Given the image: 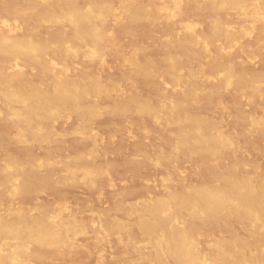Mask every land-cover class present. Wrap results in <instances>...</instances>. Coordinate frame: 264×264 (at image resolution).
Instances as JSON below:
<instances>
[{
  "label": "rangeland",
  "instance_id": "rangeland-1",
  "mask_svg": "<svg viewBox=\"0 0 264 264\" xmlns=\"http://www.w3.org/2000/svg\"><path fill=\"white\" fill-rule=\"evenodd\" d=\"M44 1L45 0H12L10 2L13 5H15L16 8H18V10L20 11L18 13L21 14V13H25V11H23V10H25L28 2H29V5L31 2V4L33 6L37 7V5H41ZM87 1H89V0H87ZM87 1H85V3H86L85 4L83 2V0H71V2L74 4H77L78 2L80 4L82 3L81 6L84 8H85V5H86V7L88 6ZM116 1L109 0L108 4L110 6L108 5V7L110 8V7H112L113 4H117V3H114ZM147 1H149V0H139V3L142 4L143 6H146V4L148 3ZM183 1L181 0V3L178 7V10H176L177 13L173 17H171L170 19H167V21H166L165 13L168 9L172 8V6L175 4V0L174 1L173 0H161V1L158 0V1H156V3L160 2L161 4L159 3V5L162 6L160 8L161 10L160 9L158 10V16H159L158 20L159 21L156 20V18L154 19V21L159 22V23L155 22L157 26L152 25L153 24L152 22H154L152 20H151L152 22L148 21V20H143V21H140V24H139V22L138 23H131L132 29L134 27L135 28L132 30L133 32L130 31L129 34H128L129 29H127V28L130 27V25H129L130 22H127L125 20L126 22H124L123 25H121V24L118 25V23H116V26L117 25L119 26L118 29H115V27H116V26H114L115 24L111 23V21L112 22H113V20L115 21L116 17H117V16H115L116 11L114 9L118 8V7L114 5V7L112 8L114 11L110 8L112 11V12L111 11L110 12H111V17L115 13L114 17H113L115 19L112 20V18L109 16L111 21L110 22L107 21L108 22L107 25L105 22V25H104V23H103L104 20L105 19L108 20L106 18V17H108L107 16L108 13H107L103 22H102V24L104 25L103 28L107 29V30H105L107 32L106 34L109 35L108 38L105 40V42L102 44L103 48L106 45V48H104V50L102 51V52L105 51L103 53V54H105V57H103L104 56L103 55L102 60H96V58L93 59L87 53L79 54V52H78L79 50L77 49V47L79 45L78 48L80 49V47H82L83 43L81 41L77 40L79 42L78 44L75 45V42L73 41V43L70 42L69 43L70 45H68L71 47V44H72V46L74 44L73 49L78 50L76 54L70 53V55H68V53L64 52L65 55L70 57V58L66 57L63 54V52L60 50L57 52L55 50L57 48H55V47L54 48L52 47V50L54 49V51H51L52 53L50 51H48L43 55L42 60L44 62H46L47 66L50 68L49 69L50 71L49 70L48 71L51 72V70H52V74L50 73V75L48 74V71L44 72V73H40V71H39V73H38L39 68H38V66L36 67V65H33L31 68L30 67L28 68L30 63L29 64L26 63L27 62L26 60L24 62L23 61L24 59H22V60L18 59L17 61H14L11 59L10 62H9V60H7L9 62L7 64L0 61V65H2V63H3V65L0 66V69L2 67L1 70L6 71V74L10 73V76H12L13 74L15 75V73H14L15 71H16V73L22 72L25 81H27V83L31 81L29 84L33 83L34 85L35 84L37 85L38 81L41 79L39 81V82H42L41 86H43V83H44V85L49 84L50 81H51L50 84L52 86V84L54 82L53 80H55V79L59 80L62 78L67 79V81L69 80L68 82H71V83H74V81H75V83L76 82L83 83V79L85 78V75L82 76L84 78H80L82 80H80L79 77H81V74H83V73L84 74L88 73L87 76H89V77L92 76L93 74L98 75L99 77L97 76L98 79L97 78L96 79L98 81L100 80L99 83L102 82V83H100L102 86H104L103 84L106 81H108L105 84L108 85L107 90L110 89L111 92L113 89H115V87L116 88L119 87L118 91L116 93L111 94V93H107V91H106V93H104V91L106 90L105 89L102 92V94H104V96L99 94V95L94 96L95 98L92 96L89 97L92 100V102L90 101L89 98L87 99L91 103V106H93V107L96 106L95 110L97 111V113H99V111H100V113H102V111H103V113L100 115L96 114L97 116H94L93 118H91V121H90V119L79 117V118H81L80 123L83 120L84 121L82 123H85V121H86V124H84L85 127L83 126L84 129L82 127V123L78 124L79 120L77 122V119H78L77 116L78 115L77 116L75 115L76 117L74 116V118H73L74 113L68 111V113H72V114H68L66 110L62 111L63 113L64 112L66 113V114L64 113V116L61 117V115H63V114H61V112H60V114H61V115L59 114L60 116L56 114L57 118H55V116H54L51 119L52 121L51 120L49 121V122L54 123V125H53V123L51 124L53 127L51 125L48 126L49 125L48 121L40 123L39 126L42 129L46 130L49 133V135H51L50 138L53 139V142L55 139V142L57 144H54V145H56V147H57V145H59L57 148L53 145V142L51 140H50L51 143H50V141H48V143L45 142L46 144H42V142L39 143L41 145L38 147L35 146L37 144L30 145L33 143L31 141H26L25 136L27 134H31L34 131L36 125L34 124V125L26 126V125H22V124L21 125H18V124L15 125V124L8 123L10 120L13 119L12 113L13 112H19L16 110H18V109L22 110L23 106L21 104H20V107H19V104H11L10 106L5 105V104H3L4 102L0 98V108H1L0 111L2 112L0 115V138H1L0 139V166H1V168H4L6 173H7V171L8 172L10 171L12 173V175L10 174V172L7 173V177L10 178V181L12 184H10L9 187H4L1 184V181H2L3 177L6 176V173H3L4 170L0 169V172H2V173H0V185H1L0 186V190H1L0 191V220L2 221V222L0 221V230L7 223H10L7 225H13L14 223L17 222L16 225L14 224L17 228L19 227V225H20V227H22V226L28 227L29 226L28 228H30V229L35 228L34 230H32V233H35L34 235H36V236L37 235L39 236L38 230H41V231H39L40 233H43L44 231H46L45 233H43L44 236L46 237V239L48 238L46 241H48V240H50L48 242L54 241L52 243L53 245L50 243L44 242V244H40L38 246H35L34 243L36 241L34 239H36V238L33 237V240H32V239L26 237L27 235L25 236V233H24L25 238L23 241L21 240L22 242H21V244H19L18 241H16V237L14 235L9 236L10 234L8 235V233H7V234H5V235H8L7 237L2 236V233L0 231V233H1L0 237L2 238V239L0 238V246H1L0 250L2 249L0 251V264H13V262H14V264H137V263L145 264L144 259H147V261L145 260L146 264H154L153 260H152V262H150L151 261L150 255H152L151 243L150 242L148 243V241H144V239H146V237L141 236V233L139 234L138 230H136L135 226L133 225V223H135L134 219H136V217L138 216V211H139V213H140V210L142 212V210H143L142 207H144L155 196L158 198H164V197H166V195H168L169 192H174L175 190L179 191V189H181V187H182L181 186L179 189H177L178 188L177 186H180V185H178L179 182L182 184H185L186 186L184 185L183 187L186 189L188 187L192 186V184H193V186H197V187L204 185L206 183L205 179L207 180V177H206L207 175H205L206 173L202 174V173H204V167H203V165H201V163L199 161L196 160L197 159L196 157H195L196 158L195 159V158H193V156L189 157V155H187V154H180L179 155V152L176 151V149L174 147L175 146L174 145L175 144V140H174V138H175L174 137V135H175L174 130L175 129L172 127H169V128H171V129H169L168 127H166L164 125L165 124L164 114L158 112V115H157L158 119H155V118L152 119V116L147 115L145 113H139L138 111H136V106L134 104V101H140V102L144 101L143 103L148 102L147 104H151L150 106L159 107L162 103H170L174 100L177 101V99H181V97H182V89L181 88H183L181 86H185L187 89L183 88V91H184V89H186L187 93L190 94L192 99H195L194 100L195 106L192 107L193 105L190 106L191 105L190 104L188 106V108H190V109H187L186 112L193 113L192 111L196 109V111L198 110V113L197 114L194 113V114L200 120H203L202 122L208 123V121L211 120L209 122L211 125L217 124V126H218L220 124V127L219 126H218V128L214 127L216 130L215 131L212 130L211 133L213 134V132H216L214 135H216L218 133L224 134L232 142L231 149L223 151V153L221 154L222 156L225 155V157H226V158L224 157L225 160L222 159L224 161L221 162L222 160L220 161V159L223 157L219 158L218 171L220 169V171H221L220 173H222V172L226 171L225 167H229V168L235 167V168H237V170L239 172V169H241L244 166L242 168L243 171H240V173L244 172L245 175L239 174L236 170L238 175H241V176L242 175H244V176L248 175V177H251L255 180H258L260 178V177L258 178L259 174H260V176L264 175V131L262 133L254 132L255 128H253L251 126L247 127V125H245L243 123L240 124L241 122H239V124H237V121H235V123H234L233 122L234 121L233 116H232V118H230L231 114L233 115L234 112L232 109L229 108V105L231 104V102L234 101L237 105H239V108L241 111H243V112L245 111L244 113H248L251 110L250 108L253 107L256 103L260 102V100L262 99V86H264V85L261 86L258 84H252L246 89L245 94L240 96V97L231 98V97L223 96L221 94H220V96H218L214 99L212 97H208V100H207V99H205L207 97H205L204 99L206 102L208 101L207 102L208 104L204 105V103H206V102H204V99H203L204 96L202 95V93L204 91L211 92V90L213 89L215 81L219 80L221 75L214 73L212 70H210V65H211V61H212L211 56H213V49H211V48H213L212 44L210 45V42H208V44L205 43L202 45V42H200L197 45H195L196 41L193 39L194 37L190 38V36H192V34L194 32L195 33L193 34V36H197L198 39L205 37V36H208L209 32L207 33L206 31H209V30H207V28L209 26V22H210L209 17L210 16H208L209 14L206 16L205 13L207 14V12H205V11H204V15L201 16V14H203V13H201L200 11H199L200 13L197 12V14H198L197 15L195 12L196 9L194 7L193 8L191 7L192 5L190 2L192 0H190V1L185 0V3H186L187 8H188V9H186L187 10L186 11L185 10L186 5L183 6ZM186 1L187 2L189 1V3H187ZM117 2L119 4V8H120V3H119V1H117ZM11 3H9V4H11ZM9 4H5V5H9ZM50 4L53 5L54 2H50ZM80 4H78V6ZM2 7H3V4H2ZM1 8H0V11L2 10ZM180 8H182L183 11ZM120 9H119V11H120ZM116 10H118V9H116ZM148 11H149V9H148ZM181 11L183 13L185 11V13L182 15ZM27 12H29V11H27ZM150 12H151V10H150ZM4 14H5V12H4ZM4 14H3V12H2V15L0 13V26L2 25L3 22H6V23L12 24V25L15 24L16 29L13 32V36H12V33L10 34V36L12 38H16V39H17V37H21V39H19V40H23L22 36L26 34V37H29L28 39L26 37H24V38H26V40H30L33 36L34 39H31L33 41H38L37 39H39V38H40L39 41H41V39H44V37L45 38L47 37V38L42 40V41H49L51 35L54 33L55 26L57 27V25H54L53 26L54 28L51 27L53 29V31H52L53 33L49 34V33H51V31L48 32L47 30L51 29L49 26L52 24L47 22V23L41 24V26L38 28V32L35 31L37 29L34 30L31 28L33 30L32 31V30H29V28H27L30 26L27 23H25V21L23 20L22 17H21L22 18L21 19L20 17H18V15H16L18 17V19L23 20L19 24L18 23L19 20H17V17L14 16V14H12L13 16L10 15V17L11 18L15 17L16 19L13 18L14 20L12 21V19H11V20H9L10 22L8 21V19L10 18V17H8L9 15L7 16V13H6L5 17H2ZM119 14L120 13H118V15ZM146 14L148 15L150 13L146 12ZM186 14L187 15L189 14V16L191 14L190 18L188 16H186ZM193 14H194V16H193ZM199 14H200V16H199ZM195 15H197L198 17ZM150 16H151V14H150ZM195 17H197V18H195ZM203 17H206L207 20L209 19L208 20L209 22L207 21L208 24H206V19L205 18L203 19ZM2 19H3V22L1 21ZM164 21H166V22L164 23ZM167 22H168V24L166 25ZM24 23H25V25L19 26V25H22ZM96 23L99 24L98 21ZM102 24L100 22V25H102ZM134 24H135V26H134ZM145 24L147 27L145 26ZM147 24H150V25H147ZM162 24L166 25V26H163ZM64 25L67 27H65ZM64 25L60 26L62 28L65 27L64 29H62V28L60 29L59 26L57 28H55L56 32L58 29L61 30V32L58 30L60 32V35H67L70 33V31H72V27L70 26V24L69 25L64 24ZM124 25H125V27L127 25H129V27H127L125 30ZM137 25H139V28L136 27ZM46 26H48L47 29L45 28ZM120 26L122 28H124V30ZM19 28H20V31L22 28L23 33L25 32L23 34L21 31L22 36H21V34H19L20 33ZM25 28H27V29H25ZM1 29H0V31H2V33H5L4 32L5 30L3 31V28H1ZM16 30H17V33H16ZM125 31L128 35L125 33ZM201 31H203V32H201ZM45 32L48 33L49 36ZM132 33H134V34L137 33L138 35L137 34L134 35ZM5 34H8V33H5ZM43 34H44V37L42 36ZM56 34H58V32ZM204 34H206V35H204ZM124 35H125V37L128 36L127 37L128 39L125 38ZM131 35H132V37H130ZM35 37L37 39H35ZM111 37H113V39ZM118 37H120L121 39L120 38L118 39ZM133 37L135 40L134 39H133L134 41L132 39L130 40V38H133ZM183 37H185L186 41H190V40L192 41L193 40V42L190 41L191 42L190 43V50L191 51H193V49H195V48H197V50H199V51H196V50H194L196 52L193 51V53H194L193 57L196 56L194 59L191 58L192 55H191V57L190 56L189 57H182L181 61L178 63V66L175 67V69L172 73L166 69L165 64L164 65L162 64V62H164L163 59H165L163 57H164V55L168 56L169 54L171 55L173 52H175V46L180 42V39H181V41L184 39ZM150 38H151V40L149 42L148 39H150ZM246 38L247 39L244 40V44H245L244 47H246V48H250L251 46L258 44V43L259 44L264 43V35L259 37V38L256 35H247ZM202 39H204V38H202ZM77 41H76V43H77ZM113 43H114V45H113ZM200 45H202L204 48ZM52 46H55V45H52ZM169 46H171L170 49H172V47H173V52H171L172 50L169 51L170 50ZM83 48H84V46H83ZM83 48H82V50H83ZM138 48L140 49L138 52L139 54L138 53H136L138 55L132 54V51H134L135 49H136L135 51H137ZM207 48H210V49L207 50ZM74 50H72V51L74 52ZM167 50L169 52H167ZM201 51H203V53H201ZM49 52H50V54H49ZM80 52H83V51H81V49H80ZM165 52H167L168 54ZM197 52H200V57H199V54H197L198 55V57H197V55H196ZM46 54H48V56ZM53 54H56L57 56L54 55L56 57L53 58L54 56H51ZM160 54H162V55H160ZM208 54H210V55L207 56ZM63 55H64V57H62ZM44 57H45V59H44ZM117 57L119 59H117ZM207 57H209V58H207ZM160 58L162 59V61ZM187 58H188V63L186 61ZM233 58H234V60L237 59L236 61H238V63H239V61L243 59V55L241 56V54H236V55H234ZM183 59H184V62H186V63L183 62ZM192 59H193V62H192ZM7 61H5V62H7ZM208 61H209V63H208ZM15 62L17 64V66L18 65H21V66L14 67ZM132 62H136V63L138 62L142 65H145L146 67L148 66L149 71L151 70L150 71L151 76L150 77H143V76H139L137 74L136 75L134 74L135 75L134 76L133 71H132L133 67L131 66ZM146 62H148V63H146ZM194 62H196V63L193 64ZM89 63H91V64H89ZM201 64H203V65L206 64V66L204 67ZM4 65H5V67H3ZM26 65H27V67H26ZM30 65H32V64H30ZM191 65H195L193 69H192ZM91 66H93V67L91 68ZM89 67L91 68V70L87 69ZM190 67H191V69H190ZM3 68H5V69H3ZM85 69H87L86 70L87 72L84 71ZM1 70H0V72H1ZM189 70H196V72L192 71V72H194V75H195L194 79L189 77V74L191 72ZM90 71H91V73H90ZM131 71H132V74L130 73ZM199 71H200V74H202L201 72H203V74L202 75L196 74V73H199ZM11 72L13 74H11ZM53 72H54V74H53ZM55 72H56V74H55ZM153 73H156V74H153ZM27 74H29L28 75L29 77L32 76L33 78L32 79H31V77L29 78L28 76H26ZM41 74H44V75H41ZM90 74H92V75H90ZM107 74L109 75V77ZM110 74L114 79L111 78ZM130 74L133 75V77L128 79ZM152 74H153V76H152ZM196 75H198V76L196 77ZM87 76L84 79L86 82H88V80L90 81V78H92L91 80H96V79H93V76L90 78L88 77L89 79H87ZM122 76L127 77V80H128V82H130V84L129 83L126 84L127 81L124 82L123 80L125 78H123ZM5 77H7V75ZM94 77H96V76H94ZM28 79H30V80H28ZM76 79H79L82 82H80L79 80H76ZM130 79H131L132 83H131ZM169 80H171L172 82ZM35 81H37V82H35ZM103 81H105V82H103ZM109 81H111V82L114 81V84H113L114 88L110 86ZM140 81H142L144 83L146 82V85H145L146 87H143L144 83L142 84ZM115 83H117V84H115ZM118 83H119V86H117ZM138 83H140V84L138 85ZM183 83L184 84L186 83V84L184 85ZM120 84L122 87H124L123 85L126 84L125 85V91H127V92L129 91V94L131 96L125 94L127 92L123 91L124 88H122L120 86ZM128 84L130 85V87L128 86ZM38 85H40V84H38ZM106 86H104V87L106 88ZM43 87H41V88H43ZM45 87L48 88L47 85H45ZM104 87L102 89H104ZM140 87L147 88V90L140 88ZM47 88H46V90L51 89V87H49L50 89H47ZM43 89H44V91H46L45 88H43ZM138 90H140V92H139L140 94H137ZM119 91H120V93H119ZM121 91L123 93H121ZM132 92H133V94H132ZM135 92H136V94H135ZM105 94H107V95L109 94L110 96L107 97V95H105ZM133 95L135 97L137 95H140L141 97L137 96V97H139V99L137 97L135 99V97ZM200 95H201V97H200ZM99 96L101 99L96 98ZM105 96L107 99L104 98ZM194 96H195V98H194ZM109 97H111L110 100L108 99ZM142 97H144V99ZM129 98H130V101H129ZM201 98H202V100H201ZM211 98H212V100H211ZM105 99L108 101H106ZM127 101H129V102L127 103ZM89 102H88V104H89ZM114 102L117 103V106H120L121 103L123 104L125 102L127 104L121 105V106H125V107H126V105L131 103L132 107L130 106V104L128 105L131 107V110L129 111L128 110L129 107H126V110L129 111V112L127 111L126 115H124L123 113H121L123 115L112 114L113 116L115 115L113 117L110 115L108 110H110V109H112V107H114V105H115ZM93 103L96 105H93ZM156 103H158V104H156ZM86 104H87V102H86ZM107 105H108V107H107ZM109 105L111 106V108ZM133 105L135 107H133ZM2 106L4 107V110H3L4 112L2 111V108H3ZM98 106L100 108H102L104 106V109H100ZM10 107L12 108L11 110L9 109ZM107 108H109V109H107ZM193 108H195V109H193ZM191 109H193V110L190 112ZM104 110H105V112H104ZM22 112H23V110H22ZM257 113L264 115V104L262 105V107L259 110H257ZM4 114L6 117L9 116L8 117L9 119L5 118L6 122L8 124L2 123L3 121L5 122ZM67 115H72L71 116L72 118L68 117ZM178 115H181V114L178 113ZM199 115H201V116H199ZM210 116H212V117L210 118ZM108 117L110 120L108 119ZM111 117L114 118L113 121H111V119H112ZM204 117H205L206 121L204 120ZM208 117L210 118V120H207ZM95 118H99V119H95ZM150 118H151V120H150ZM231 119H233V120H231ZM88 120H89V123L87 122ZM218 120H219V124L217 122ZM223 120H225V121H223ZM227 120H229V121H227ZM76 122H77V124H76ZM113 122H115V123H113ZM211 122H213V123H211ZM46 123H47L48 127H46L44 125ZM87 123L90 125H87ZM227 123H229L231 128L230 129L227 128L225 131L223 128H226V127L221 128V125L222 126H229V125H227ZM230 123H232L233 126H234V124H236V126L233 127ZM107 124L112 125V127H111L112 130L110 129V127H108ZM214 125H212V126H214ZM242 125H243L244 129H242ZM106 126L108 127V129L106 128ZM184 126H185L184 128H187V125H184ZM80 128L83 129V130H81L82 132L79 130ZM234 128L237 129L238 133L239 132H241V133H239V135L237 133H235L236 129H234ZM238 128H241V129H238ZM114 129H116V130H114ZM75 130L76 131L79 130V131L76 132ZM3 131H5L6 134ZM224 131L226 132V134L224 133ZM229 131H230V133H232L234 131V136L232 134L231 135L227 134V133H229ZM73 132L75 133V136L73 135L74 137L71 135V134H73ZM108 132H111L112 134L111 133L108 134ZM242 132H243V134H242ZM2 133L4 135H6L5 138L2 137V135H3ZM167 133L169 135L170 134H172V135L166 137L168 135ZM250 133H252L253 136L255 135L254 136L255 138H253V136H251ZM58 134H60V135L62 134V135L60 136ZM55 135H57V136H55ZM249 136L252 137V139ZM260 136H261V138H260ZM170 137L172 138L171 139L172 141L169 139ZM232 137L235 139H232ZM167 139H169V140H167ZM51 144H52V146H51ZM25 146L28 147L29 149L28 148L25 149L26 148ZM65 146H66V148H65ZM52 147H54V149H56L55 151H58V152H54ZM103 148H104V150H103ZM65 150H68V151H65ZM227 151H229V152H227ZM78 152H79V154H77V155H80V157H82V160L80 158H76L77 160L75 159V156H76L75 153H78ZM172 152H174L173 153L174 155L171 154ZM225 152H226V154H224ZM24 154H26V155H24ZM82 154H83V156H82ZM9 157H10L11 161L13 159V161L19 160L21 162V160H22L24 162L26 157H27V159L35 161L34 164H35L36 168H37V166H39V169L33 170V176L35 177V175H38L39 178L41 177V179H42V176H40V175H44V176L48 175L47 177L50 178L49 184H48L49 187L48 186H46V187L41 186V188H43V189L42 190L39 189L40 191L38 190V192L35 191L34 194L32 192V195H30L31 192H29V194H28L27 192L24 193V191H20L21 192V194H20V192L18 190H22V188L19 186L21 185L20 182H22V177H24L23 176L24 174L18 175L20 172L17 170L14 172V170L13 171L11 170L12 168H9V170H6V168L8 167L6 165L7 164L6 159ZM23 158H25V159L23 160ZM162 160L163 161L168 160V163H167V161L164 163ZM169 160H175L174 165H173V161H171V163H169ZM59 161H62V163ZM49 162L51 163V165H49ZM71 162H73V163H71ZM131 162L136 164V165L133 164L135 166L134 168H132ZM220 162L223 164H220ZM236 162H238L237 165L236 164L234 165V163H236ZM45 163H47L46 165H49V167L48 166L45 167V165H44ZM64 163H66L67 165ZM162 163H164V166ZM159 164L160 165L162 164V166H160ZM165 164L166 165L168 164V166H166ZM206 164H212L211 159H207ZM105 165H106V167H105ZM50 166H51V169H48V168H50ZM109 166L111 169L108 168ZM79 167H81V168H79ZM95 167H99L100 169L95 168ZM85 169L93 170L94 172L92 171L93 173H91V175L88 176V178H87L86 176L83 175V171ZM103 169H105V171H103ZM200 169H203V172ZM71 170L73 171V173H71ZM100 170L103 172H101ZM198 170L201 171V174H200V171H198ZM34 171H35V173H34ZM197 171H198V174H196ZM246 171H249V172H246ZM24 172L28 174V172H26V171H24ZM257 172H258V174H257ZM69 173H71L73 175H71ZM250 173H252V174L254 173L253 176L256 178L252 177V174L250 175ZM3 174H4V176H3ZM30 174L32 176V171H30ZM30 174H28V175L30 176ZM67 174H69V175H67ZM64 175H66V176H64ZM200 175L202 178H198V177H200ZM62 176L66 177V178H63L65 181L63 179L61 180ZM102 176H103V178H101ZM203 176H204V178L205 177L206 178L204 179ZM69 178L71 181L68 180ZM263 178L259 179L260 182H263V181H261V180H264ZM182 179H183V181H182ZM198 179H200V180H198ZM202 179L204 180V184L203 183L199 184V182H201V181L203 182ZM52 180H54V182ZM67 180H68V183H67ZM72 182H74V184ZM86 182H87V184H85ZM213 184L215 187L218 185V183L216 184V182H214ZM54 185H55V187H54ZM187 185H188V187H187ZM2 187H4L3 190L5 189V191H3L1 189ZM18 188H21V189H18ZM263 188H264V184H263ZM17 191L19 193H17ZM3 192L4 193L7 192L5 198H4L5 194ZM36 192H37V194H36ZM2 193H3V195H2ZM27 194H28V196H27ZM156 197H155V199H158ZM151 201H153V200H151ZM142 204H144V206H142ZM132 205L134 207H132ZM140 205H141V207H140ZM34 209H35V211H34ZM17 211H18V213H15ZM36 211L38 213H36ZM49 211L51 214L49 213ZM11 212L14 213V216H15L14 218L17 221L15 219H13V217H12L13 213L11 214ZM20 212H21V214L24 213L25 217L23 220H21V219L19 220L17 218L18 217L17 215ZM44 212L46 215L44 214ZM127 213H129L128 215L130 217H127V215L125 216V214H127ZM130 213H131V215H130ZM40 215H43L44 221L46 222V223H44V225H49L48 223L51 222V224H50L51 226L50 225L47 226L48 228L45 227V230H44V228L42 229L41 227H39V226H41L40 221H39L40 217H41ZM72 216H73V218H71ZM67 217L69 218V220ZM123 217H124V219H123ZM10 218H11V220H10ZM63 218H64V220H63ZM3 220H4V222H3ZM32 220H33V222L36 220H38V221L33 223V222H31ZM57 220L59 221L60 224H58ZM183 220H184V218L181 220L182 222L181 221H179V222H181L180 224L186 223L185 224V226H186L187 220H185V221H183ZM233 220L234 219H231L230 221L227 220V222L225 221V223L223 225L215 227L217 229H214V227H213L212 229H214L213 230L214 232L210 228L211 231L209 233V237L207 236L208 235L207 232H209V230L205 229L206 230V233H205L204 229H202V231L205 233V235L208 237V239L205 235H203V234L200 235V232L202 233V231L200 230V232L198 233L200 235V238L198 235L196 236V238L198 237L197 240H199V241H197L198 243H196V247L200 246L203 249L202 250L199 247L197 248V249H199L198 252L202 250L201 252H199V254H200V257L204 261L206 258H208L207 256L209 254H210L209 258L212 255V251H211V249H209V248H211L210 244L213 242L212 240L215 241V239H217L219 235H220L219 238L220 237L223 238L222 236L225 234L224 230H229V235H230L231 231H232V234H236V228H238L239 226L238 227H232V226L233 225L237 226L238 221L236 222V220H234L236 223L235 222L233 223V222H231ZM47 221H48V223H47ZM127 221H128V223H127ZM62 222H63V224H62ZM71 222H72V224H70ZM179 222L177 224H179ZM18 223H20V224H18ZM56 224L58 225V227H56L57 226ZM61 224L63 225V227H65L66 231L63 229L62 226H60ZM69 224L72 227H70ZM235 224H237V225H235ZM66 225L70 228H73V229H69ZM118 225L123 227V230H122L123 232H121L123 234H119L120 232L116 231V227L118 228ZM132 225L134 228L132 227ZM185 226L179 225V227H181V228L185 227ZM227 226H229V227H227ZM109 227L111 229H113V230L115 229V230L114 231L112 230V232H111ZM131 227L133 228V230ZM240 227H242V229H243V225L242 226L240 225ZM36 228L38 229L37 231H36ZM56 228H57V230H54ZM76 228H78V229H76ZM234 228H235V233L233 231ZM50 229L52 230V232ZM62 229L65 232H63ZM134 229L137 231V233H136V231H134ZM240 229H237L240 232H238L237 234H239V235L236 234L235 237L241 236L240 239L238 237V240H241L245 236L244 239L241 240L243 242V240L245 241L246 240L245 238H247L248 235L251 236V234L248 232L247 233L248 235L246 236L245 233L247 232V230L245 228H244V230H242V229L240 230ZM72 230H73V232H72ZM75 230H76V232H75ZM57 231H58V233H57ZM124 231L125 232L127 231V233H125ZM132 231H133V233L130 234V232H132ZM50 232H51V234H50ZM128 232L130 235L128 234ZM27 233H29V231H27ZM47 233H48V235H47ZM221 233H222V236H221ZM59 234H61V235H59ZM124 234L126 236L128 235V237H127L128 239H126V237H123V236H125ZM134 234H135L136 238L133 237ZM210 234H211V236H210ZM29 235H31V233ZM131 236L134 239H131ZM39 237H37V238H39ZM212 237H214V239ZM233 237H234V235H233ZM26 238H28V239H26ZM141 238H144V239H141ZM196 238H195V240H196ZM224 238H225V236H224ZM226 238H228V237L226 236ZM247 239L250 240V237H248ZM252 239L250 242L254 241ZM207 240H209V241L207 242V245L205 246L204 243H206ZM249 240H246L245 243L247 241L249 242ZM24 241H25V243H27V244H25L26 246L24 245ZM134 241H136L138 243H136ZM133 242L136 244H134ZM250 242L248 243V245H249L248 248H249L250 253H251V249H253L252 252H254V250H255V252L259 253V250L264 247V245L262 243H260L261 245L259 243H257L259 246H261L260 248H259V246L256 249L251 248L253 246L252 245L250 246V244L254 245L255 243H250ZM5 243H6V245H5ZM7 244H11V245L7 246ZM54 244H56V245H54ZM133 245H135V246H133ZM16 246H17V248L20 249V251L23 247L24 252H26V253H24V252L22 253V251H21L19 253L20 256L17 255L18 253H16V250L14 249V248H16ZM52 246H53V248H52ZM143 246H145V247H143ZM7 247H10V248H7ZM42 247H43V249H40ZM255 247H257V246H255ZM141 248L142 249L144 248V249L142 250ZM38 249L40 250L39 253L36 252V251H38ZM33 250H34L35 256L42 254L41 256H43V257L40 258L39 256H36V258H37L36 259L33 252L31 253V251H33ZM13 251H15L14 252L15 257H13L14 255H12ZM49 251H52L53 253L50 254L51 252H49ZM29 252L31 253V255L32 254L33 255L31 256ZM255 252H254V254H256ZM206 253H207V256H206ZM254 254H252V255H254ZM146 255H149V256H146ZM203 255H205V256L202 257ZM9 256H11L13 261L9 262L10 260H12L11 258H9ZM25 256H28L29 258L27 259V257H25ZM141 256L143 257L142 259H141ZM25 258L27 261L25 260ZM136 258L138 259V261ZM139 259H140V261H139ZM208 263L211 264V258H210V260L205 261V264H208Z\"/></svg>",
  "mask_w": 264,
  "mask_h": 264
},
{
  "label": "bare ground",
  "instance_id": "bare-ground-1",
  "mask_svg": "<svg viewBox=\"0 0 264 264\" xmlns=\"http://www.w3.org/2000/svg\"><path fill=\"white\" fill-rule=\"evenodd\" d=\"M6 1L7 0H5V1L0 0V4H1L0 8L2 7V4H3V7L1 8L2 10L0 11V13L2 15V12H3V14L5 12V14L2 17H5L6 13H7V16L9 15L8 17H10V15L13 16L12 14H14V16L18 15V17H20V18L22 17L23 20L25 21V23H27L30 26V27H27V28H29V30L37 29L35 31L38 32V28L41 26V24L47 23V22L52 24L49 26L50 28L53 27L54 25H57V27L59 26V28L61 29L62 27H60V26H62L64 24H67V25L70 24V26L72 27V31H70V33L67 35H60V32H61L60 29H58L60 32L57 30L58 34H56L57 33L56 29H55V28H57L56 26H55V28L53 27L54 33L52 32L53 31L52 28L50 30L48 29L47 30L48 32L51 31V33H49V34L53 33L51 35L49 41H42V40L47 38V37L46 38L44 37V34L42 35L44 37V39H41V41H39V39H40L39 37L41 35L38 37L39 39H37L35 37V39H37L38 41L31 40V39H34L33 36L30 40H26V38L28 39L29 37H26V34L22 36V34H21L22 28H21V31L19 28V31H20L19 34H21L23 40H19V39H21V37H17V39H18L17 40L16 38H12L10 36L11 33L13 36V32L16 29L15 24L14 25L8 24L6 22H3V19L1 20L3 23L1 22L2 25L0 26V29L3 28V31L5 30L4 32L8 33V34L2 33V31H0V61L7 64L11 61V59L14 61H17L18 59H21V60L24 59L23 60L24 62L26 60L27 61L26 63L32 64V65L29 64L28 68L29 67L31 68L33 65H36V67L38 66V68H39L38 73H39V71H40V73H44L50 69L47 66L46 62H44L42 60V57L46 52L54 51V49L52 50V47L57 48V49H55L57 52L59 50L62 51L64 55H65V53H68V55H70V53L76 54L77 51L79 50L78 51L79 54L87 53L93 59L96 58V60H102V56L104 55L103 57H105V54H103L105 51L104 52H102V51L104 50V48H106V45L103 48L102 44L105 42V40L109 36L108 34H106L107 32L105 31L107 29H104L103 27L105 25V22L107 25L108 24L107 21H109V22L111 21V19H110L111 12H112L111 9L114 7V5L118 7V8L114 9L116 11L115 16H117V17H116V20L114 21L113 20V19H115V18H113L114 14H115L114 13L111 17L113 20V22L111 21V23L115 24L114 26H116V23H118V25H120V24L123 25V23L126 21L130 22V24H129L130 27H129V25H127L126 27H125L126 24L124 25L125 30L127 27H129V28H127V29H129L128 34L130 33V31L133 32L132 30L135 28L134 27L135 24H134V26H133L134 28L132 29L131 23H138L139 22V24H140V21H143V20L154 21L155 18H156V20H158L159 19L158 18L159 17L158 16V10L162 7L161 5H159L160 2L156 3V1H158V0L147 1L148 3L147 4L145 3L146 6H143L142 4H140L139 0H117L120 3L121 9L119 8V4L116 0H114V1H116L114 3H117V4H113L112 7H110L111 9L108 7L109 0H89V1L85 0L88 2L87 7L85 5L86 4L85 1L83 0V2L85 3L84 4L85 8L81 6L82 3L80 4L79 2L78 3L76 2L77 4H74L71 2V0H45L41 5H37V7L33 6L31 4V2L29 5V2H28L25 10H23V11H25V13L20 14V13H18V12H20L18 10V8H16V6L10 2L12 0H8L7 1L8 3ZM189 1L188 2L186 1V2L189 3ZM50 2H54V4L52 5V4H50ZM9 3H11V4H9ZM180 3H181V0H175V4L172 6V8H170L166 11V13H165L166 21H167V19H170L171 17H173L177 13L176 10H178ZM190 3L192 5L191 7L192 8L194 7L196 9V11H195L196 14H197V12L200 11L201 13H203V14H201V16H202V15H204V11H205V12H207V14L205 13V15L207 16L209 14L208 16H210L209 17L210 20L208 19L210 22L206 19V17H203V19L204 18L206 19V24H208L207 21L209 22V26L207 28V30H209V31L205 30L207 33L209 32V35L202 37L204 39H202V38L198 39L197 36H193V34L195 33L194 32L192 34V36H190V38L194 37L193 39L196 41L195 45H197L200 42H202V45L205 43L208 44V42H210V45L212 44L213 48H211V49H213V56H211L212 61H211V65H210V70H212L214 73L221 75L220 79L215 81L213 89L211 90V92L204 91L202 93V95L204 96L203 99L205 97H207V98H205L207 100H208V97H212L214 99V98L220 96V94L223 96L231 97V98L240 97V96L245 94L246 89L250 85H252V84H258L261 86L264 85V43H262V44L258 43V44H255L253 46L250 45L251 46L250 48L244 47V45H245L244 40L247 39L246 38L247 35H256V36H258V38L264 35V0H192ZM5 4H9V5H5ZM78 4H80V5L78 6ZM184 5H186L185 0L183 1V6ZM116 9H118V10H116ZM119 9L121 12L119 11ZM148 9H149V11H148ZM180 9L182 10V8H180ZM186 9H188L187 5H186L185 10ZM150 10L152 13L150 12ZM27 11H29V12H27ZM146 12H149L151 14V16H150V14H148L150 16L149 17L146 14ZM118 13H120V14L118 15ZM184 13H185V11H184ZM184 13L182 12V15ZM106 14L108 16V17H106L108 20H106V19L104 20ZM197 15H195V16H197ZM186 16H188L190 18L191 14H190V16H189V14L188 15L186 14ZM193 16H194V14H193ZM199 16H200V14H199ZM18 17H17V20H19L18 23L20 24L21 21H23V20L18 19ZM197 17H195V18H197ZM13 18L16 19L15 17H12V18L10 17L8 19V21L11 19L13 21L14 20ZM103 20H104V22H103ZM97 21L99 24L96 23ZM158 21L152 22L153 23L152 25H156V23ZM166 21H164V23ZM100 22H101V24L103 22L104 25L103 24L100 25ZM25 23L22 25H19V24L18 25L23 26V25H25ZM150 24H147V25H150ZM167 24H168V22L166 23V25ZM166 25H163V26H166ZM117 26L115 27V29L119 28V26L118 27ZM145 26H146V24H145ZM65 27H67V26H65ZM65 27H63L62 29H64ZM136 27L139 28V25H137ZM27 28H25V29H27ZM45 28L47 29L48 26H46ZM122 29L124 30V28H122ZM203 31H201V32H203ZM16 33H17V30H16ZM22 33H23V31H22ZM125 33H126V31H125ZM46 34L48 35V33H46ZM132 34H134V33H132ZM136 34L137 33H135L134 35H136ZM204 35H206V34H204ZM24 37H26V38H24ZM124 37H125V35H124ZM127 37H125V38H127ZM130 37H132V35ZM134 37L130 38V40L131 39L133 40ZM111 38L113 39V37H111ZM119 38L120 37H118V39ZM183 38L182 39L184 41L183 40L181 41V39H180V42L175 46V52H173V47H172V49H170L171 46H169L170 50L169 49L168 50L169 51L172 50L171 52H173V53L171 55L169 54L168 56L163 54L164 55L163 58H165V59H163L161 57L164 61V62H162V64L163 65L165 64L166 69L172 73H173L175 67L178 66V63L181 61L182 57H189V56L191 57V55H192L191 58L194 59L196 56L193 57V55H194L193 51L194 50L199 51V50H197V48H195V49H193V51H191L190 50V43L193 42V40L192 41L190 40L191 41L190 42V41H186L185 37H183ZM77 40L81 41L83 43L82 47H80L81 51H83V52H80V49L78 48L79 45L77 47L78 50L73 49L74 44H73V46L71 44L72 48L70 46H68V45H70L69 43L70 42L73 43V41L75 42V45L78 44L79 42ZM148 40L150 42L151 38ZM76 41H77V43H76ZM52 45H55V46H52ZM113 45H114V43H113ZM202 45H200V46H202ZM83 46H84V48H83ZM82 48H83V50H82ZM71 49L74 50V52ZM209 49L210 48H207V50H209ZM135 50L132 51V54L138 55L139 54L138 52L140 49L138 48L137 51H135ZM168 50H167V52H169ZM196 51H194V52H196ZM50 52H49V54H50ZM167 52H165V53H167ZM136 53H138V54H136ZM201 53H203V51H201ZM197 54H199V57H200V52H197L196 55ZM236 54H241V56L243 55V59L240 60L239 63H238V61H236L237 59L234 60V58H233L234 55H236ZM46 55L48 56V54H46ZM54 55H56V54H53L51 56H54ZM64 55L62 57H64ZM160 55H162V54H160ZM209 55L210 54H208L207 56H209ZM56 56H54L53 58H55ZM66 57H68V56H66ZM197 57H198V55H197ZM68 58H70V57H68ZM207 58H209V57H207ZM44 59H45V57H44ZM117 59H119V58L117 57ZM162 59H161V61H162ZM193 59H192V62H193ZM7 60H9V62ZM5 61H7V62H5ZM186 61L188 63V58L186 59ZM183 62H184V59H183ZM146 63H148V62H146ZM184 63H186V62H184ZM195 63L196 62H194L193 64H195ZM208 63H209V61H208ZM89 64H91V63H89ZM2 65H3V63H2ZM2 65H0V66H2ZM201 65L204 67L206 66V64L205 65L201 64ZM18 66H21V65H18ZM18 66L15 62L14 67H18ZM131 66L133 67L132 68L133 75L137 74V75L143 76V77H150L151 76V73H150L151 70L149 71L148 66L146 67L145 65H142L138 62L137 63L132 62ZM191 66L193 69L195 65H191ZM3 67H5V65ZM26 67H27V65H26ZM92 67L93 66H91V68ZM91 68L89 67L87 69L91 70ZM1 69H2V67H1ZM3 69H5V68H3ZM87 69H85L84 71H86ZM190 69H191V67H190ZM196 70H189V71H191L189 74L190 78H193V79L195 78L194 72H192V71L196 72ZM3 71L4 70H1V72H0V98L4 102L3 104L8 105V106H10L11 104H19V107L21 104L23 106V109H22L23 112L20 109L16 110L19 112H13L12 113L13 119L10 120L8 123L15 124V125L16 124H18V125L22 124V125H26V126H30V125L35 124L36 126H35L34 131L31 134H27L26 136L25 135L24 136L26 137V141H31L33 143L30 145L37 144V145H35L37 147L41 145V144H39L41 142H42V144H46L50 140L53 142V139L50 138L51 135H49V133L46 130L42 129L39 126L40 123L47 122V121L49 122L54 116H55V118H57L56 114L59 115L60 112H61V114H63V115L60 114L61 117L64 116L65 112L64 113L62 112L64 110H66L67 113H68V111L73 112L74 113L73 118L75 115L76 116L78 115L77 116V118H78L77 122L79 120L78 124L80 123L81 118L90 119V121H91V118H93L94 116H97L96 114H99V115L102 114L103 111H102V113H100V111H99V113H97V111L95 110L96 106L95 107L91 106V103L87 99L91 96L94 97V96L99 95V94L104 96V94H102V92L105 89L106 90L104 91V93H106V91H107V93H111V94L116 93L118 91V88H119V87H117V88L115 87L116 90L113 89L112 92L110 89H108L110 91L109 92L107 90L108 85L105 84L108 81H106V82L103 81V82H105L103 85L104 86L107 85L105 88L104 86H102L100 84L102 82L99 83L100 80L99 81L97 80L99 76L94 75L93 73H92L93 75L92 74H90V75L93 76V79L97 78L96 80H91L92 78H90V77H92V76L89 77V76H87L88 73L87 74L83 73V74H81V77L78 76L79 79L84 78L82 76L85 75V78L87 76V79L90 78V81L88 80V82H86L84 80L85 79L84 78L83 83H79V82L75 83V81H74V83H71V82H68L69 80L67 81V79H65V78H62L59 80L55 79V80H53L54 82H53L52 86L50 84L51 81H50V83L48 82L50 85L45 84L48 86V88H47V87H45L44 83H43L44 87L41 86L42 82H39L41 79L38 81L37 85L36 84L34 85L33 83L29 84L31 81L27 83V81H25V79H24L22 72L16 73V71H15L14 72L15 75L11 72V74H13V75L10 76V73L6 74V71H4V72ZM49 71H48V74L49 75H50V73L52 74V70H51V72H49ZM132 71L130 72L131 74H132ZM200 71H199V73H196V74H200ZM90 73H91V71H90ZM201 73L203 74V72H201ZM5 74L7 75V77H5L6 76ZM53 74H54V72H53ZM55 74H56V72H55ZM131 74L129 75L128 79L133 77V75H131ZM153 74H156V73H153ZM153 74H152V76H153ZM202 74H200V75H202ZM28 75L29 74H27L26 76H28ZM41 75H44V74H41ZM94 76H96V77H94ZM110 76H111V74H110ZM197 76L198 75H196V77ZM30 77H31V79L33 78L32 76H30ZM108 77H109V75H108ZM111 78H113V77L111 76ZM123 78H125L123 80L124 82L127 81L126 84L127 83L130 84V82H128V80H127V77H123ZM79 79H76V80H79ZM28 80H30V79H28ZM80 80H82V79H80ZM130 81H131V79H130ZM142 81H140V82L143 84L144 82H142ZM169 81H171V80H169ZM35 82H37V81H35ZM80 82H82V81H80ZM109 82H110L109 83L110 86L113 87L114 81H112V82L109 81ZM131 83H132V81H131ZM38 84H40V85H38ZM115 84H117V83H115ZM121 84H120V86H121ZM129 84H128V86L130 87ZM139 84L140 83H138V85ZM125 85H123L124 87L121 86L122 88H124L123 91H125ZM143 85H142L143 87H146L145 86L146 82ZM40 86L45 88V90H46V88L50 89L49 87H51V89L44 91V89L41 88ZM117 86H119V83ZM103 87H104V89H102ZM143 87H140V88H143ZM181 87L186 88L185 86H181ZM183 88H181L182 89L181 99H177V101L174 100L170 103H162L159 107L150 106L151 104H147L148 102L143 103L144 101L143 102L134 101V104L136 106V111H138L139 113H145L147 115H150V116H152V119L153 118L158 119V116H157L158 112L164 114V121H165L164 125L168 128L172 127L175 129L174 130L175 131L174 132L175 133V135H174V137H175L174 138V140H175L174 145L175 146L174 147H175L176 151L179 152V155L180 154H187V155H189V157L190 156H193V158L196 157L197 159L196 158L195 159L197 161H199L201 163V165H203V167H204V173H202V174L206 173L205 175H207L206 176L207 180L205 179L206 177L204 178V176H203V178L205 179V182H206L205 184H204L203 179H202L203 182L202 181L199 182V184L200 183L204 184L202 186L197 187V186H193V184H192V186L189 185L190 187H188V185H187V187L189 189L188 188L186 189L183 187L185 184H182L178 181L179 182L178 185H180V186H177L178 187L177 189H179L181 186L183 187V188L181 187V189H179V191L175 190L174 192H169L168 195H166V197H164V198H158L155 196L158 199H155V197H153V199H151L153 201L150 200L145 206H144V204H142V206H144V207H142L143 210L141 212V210L139 209L140 213L138 211V216L136 217V219H134L135 223H133V225L135 226L136 230H138L139 234L141 233V236L146 237V239H144V238H141V239H144V241H148V243L149 242L151 243L152 255H150V257H151L150 262H152V260H153L154 264L155 263L156 264H205V261L210 260V258H211V264H264V247L259 250V253L255 252V250H254V252L256 254L258 253L257 255L254 254V252H252L253 249H251V253L254 254V255H252L249 251V248H248L249 247L248 243L251 241L252 238H253L252 240H254V241H252L250 243H255L254 245L257 247H255L253 244H250V246L251 245L253 246L251 248H255V249L258 248L259 245L257 243H259V244L262 243L264 245V188H263L264 180H261L263 182H260V180H259V179H262L264 177V175L260 176V174H259V176H258V178L260 177L258 179L259 181L255 180L251 177H248V175L244 176L245 175L244 172L240 173V171H243L242 168L244 166L241 168L242 170L239 169V172H238L237 168H235L234 166H233L234 168L225 167L226 171H224L222 173H220L221 172L220 169L218 171L219 158L223 157L220 159V161L222 159L225 160V158H226L225 155L222 156L221 154L223 153V151L231 149L232 142L224 134L218 133V134L214 135L216 132H213V134L211 133L212 130L215 131L216 130L215 128H218V126L220 127L219 120L217 121L219 125L217 126V124H215L217 126L216 127L214 124H212V125H214V126H212L209 123L211 121L210 118L212 116H210V118L208 117V119L206 118L207 120H210V121H208V123H206V122H202L203 120H200L195 115L198 113V110L196 111L195 108H193L195 110H193V109L190 110V112L193 110L192 111L193 113L186 112L187 109H190V108H188V106L190 104H191L190 106L193 105L192 107L195 106L194 105L195 99H192L190 94L187 93V91H186L187 88L184 89V91H183ZM143 89L147 90V88H143ZM125 92H127V91H125ZM133 92H132V94H133ZM139 92H140V90H138L137 94H140ZM119 93H120V91H119ZM121 93H123V92L121 91ZM125 94L130 95L129 91ZM135 94H136V92H135ZM105 95H107V94H105ZM108 96H110V95L108 94L107 97ZM137 96L141 97L140 95H137ZM136 97H135V99H136ZM139 97H137V98L139 99ZM200 97H201V95H200ZM96 98H100V96L96 97ZM104 98H106V96ZM110 98L111 97H109L108 99L110 100ZM142 98L144 99V97H142ZM194 98H195V96H194ZM212 98H211V100H212ZM205 99H204V102H206ZM201 100H202V98H201ZM85 101L87 102V104ZM90 101L92 102L91 99H90ZM106 101H108V100H106ZM129 101H130V98H129ZM129 101H127V103ZM88 102L90 105L88 104ZM207 102L204 103V105H207L208 104ZM127 103L124 102L123 104L125 105ZM123 104L121 103V105H123ZM129 104L132 107L131 103H129ZM156 104H158V103H156ZM263 104H264V86H262V99L260 100V102L256 103L253 107H251L250 108L251 110L248 113H244L245 111L244 112L241 111L239 108V105H237L234 101L231 102V104L229 105V108L232 109L234 113H233V115L231 114L230 118H232V116H233V118H234L233 122L234 123H235V121H237V124H239V122H241L240 124L243 123V124L247 125V127L251 126V127L255 128V131L253 130L254 132L262 133L264 131V115L258 114L257 110H259ZM93 105H96V104L93 103ZM115 105H114V107H112V109L108 110V112L110 113L111 116H113L112 114L119 115L121 113L126 115L127 111L131 110V107L128 105H126V107H129L128 110H126L125 106H121V105L117 106V103H115ZM104 106L102 108H100L99 106L98 107L100 109H104ZM135 106L133 105V107H135ZM107 107H108V105H107ZM110 108H111V106H110ZM9 109L11 110L12 108L10 107ZM107 109H109V108H107ZM0 110H1V108H0ZM3 110H4V107L2 108V111ZM104 112H105V110H104ZM1 113L2 112L0 111V115H1ZM178 113H180L181 115H178ZM68 114H72V113H68ZM123 114H121V115H123ZM67 116L72 118L71 117L72 115H67ZM199 116H201V115H199ZM8 117L9 116L6 117L4 114V119L5 118L7 119ZM79 117H81V118H79ZM113 117H111L112 118L111 121H113V119H114ZM99 118H95V119H99ZM6 119H5V122L2 120L3 121L2 123L6 124L7 123ZM108 119H109V117H108ZM150 120H151V118H150ZM204 120H205V117H204ZM231 120H233V119H231ZM223 121H225V120H223ZM227 121H229V120H227ZM77 122H76V124H77ZM87 122L89 123V120ZM52 123L53 122H49L48 126H50ZM88 123H87V125H90ZM113 123H115V122H113ZM211 123H213V122H211ZM84 124H86V121H85V123H82V127L83 126L85 127ZM230 124L232 125V123H230ZM44 125L46 127H48L47 123ZM53 125H54V123H53ZM110 125H108V127H110V129H111L112 125L111 126ZM184 125H187V128H184L185 127ZM227 125H229V123H227ZM235 126H236V124H234L233 127H235ZM84 127H83V129H84ZM108 127L106 126L107 129H108ZM222 127H226V128H223L225 131L227 128H229V129L231 128L230 125L229 126H222L221 125V128ZM83 129L80 128L79 130L81 131ZM169 129H171V128H169ZM234 129H236V128H234ZM238 129H241V128H238ZM242 129H244L243 125H242ZM79 130H77V131H79ZM114 130H116V129H114ZM225 131H224V133L226 134ZM235 131H236L235 133H237L238 135H239V133H241V132L238 133L237 129ZM3 132L6 134L5 131H3ZM111 132H108V134ZM252 133H250L251 136H253V134H254V133L253 134ZM227 134H230V135L232 134L234 136V131L232 133H230V131H229V133H227ZM242 134H243V132H242ZM58 135H60V134H58ZM71 135L75 136V133L73 132V134H71ZM170 135H172V134H170ZM170 135L168 134L166 137H168ZM5 136L6 135H4V134L2 135V137H4V138H5ZM55 136H57V135H55ZM254 136H253V138H255ZM261 136H260V138H261ZM250 138L252 139V137H250ZM169 139L171 140L172 138L170 137ZM169 139H167V140H169ZM232 139H235V138L232 137ZM51 141H50V143H51ZM54 144H57L55 142V139H54L53 145ZM51 146H52V144H51ZM54 146L56 147V145H54ZM58 146L59 145H57V147ZM27 148L28 147H26L25 149H27ZM52 148H53L54 152H58V151H55L56 149H54V147H52ZM65 148H66V146H65ZM103 150H104V148H103ZM65 151H68V150H65ZM227 152H229V151H227ZM173 153L174 152H172L171 154H173ZM75 154H76L75 159L80 158L82 160V157H80V155H77V154H79V152L75 153ZM224 154H226V152ZM24 155H26V154H24ZM82 156H83V154H82ZM24 159L25 158H23V160ZM26 159H27V157H26ZM26 159L24 160V162L22 160L20 162L19 160L13 161V159L11 161L10 157L7 158L6 159L7 160L6 165L8 167L6 168V170H9V168H12L11 169L12 171L14 170V172H15L17 170L20 172L18 175L24 174L23 175L24 177H22V182H20L21 185L20 186L18 185L19 187L22 188V190H18V191L19 192L24 191V193L27 192L28 194H29V192H31L30 195H32V192L34 194L35 191L38 192L39 189L42 190L43 188H41V186H44V187L48 186L50 178L47 177L48 175L47 176L40 175V176H42V179H41V177L39 178L38 175H35V177H34L33 176V170L39 169V166H37V168H36V166L34 164L35 161H32L30 159L26 160ZM207 159H211L212 164H206ZM224 160H222L221 162H223ZM166 161L168 163V160H166ZM166 161H163V162L165 163ZM171 161H173V165H174L175 160H169V163H171ZM59 162L62 163V161H59ZM221 162H220V164H223ZM47 163L44 164L45 167L46 166L49 167V165H51L50 162H49V165H46ZM71 163H73V162H71ZM164 163H162L163 166H164ZM237 163L238 162L234 163V165L235 164L237 165ZM64 164H66V163H64ZM133 164L134 163H132V168H134L135 167L134 165H136V164H134V165ZM162 164L161 165L159 164V165L162 166ZM166 166H168V164ZM105 167H106V165H105ZM79 168H81V167H79ZM95 168L100 169L99 167H95ZM108 168H110V166ZM0 169L4 170V168H1V166H0ZM48 169H51V166ZM23 170L28 172V174H30V171H32V176H31V174L29 176ZM200 170H202V172H203V169H200ZM200 170H198V171H200ZM236 170L239 174H244V175H242V176L238 175ZM4 171H3V173H6V171L5 172ZM92 171L93 170L85 169L83 171V175L88 178V176H90L91 173L94 172V171L93 172ZM103 171H105V169H103ZM103 171H101V172H103ZM198 171L196 172V174H198ZM9 172L7 171V173H9ZM246 172H249V171H246ZM0 173H2V172H0ZM7 173H6V176L3 177L2 181H1V184L4 187H9L10 184H12L10 181V178L7 177ZM34 173H35V171H34ZM71 173H73L72 170H71ZM71 173H69V174H71ZM10 174L12 175L11 172H10ZM69 174H67V175H69ZM200 174H201V171H200ZM251 174L252 173H250V175ZM257 174H258V172H257ZM71 175H73V174H71ZM253 175H254V173L252 174V177H254ZM3 176H4V174H3ZM64 176H66V175H64ZM64 176H62L61 180L63 178H66ZM101 178H103V176ZM198 178H202L201 175ZM254 178H256V177H254ZM68 180H70V178ZM68 180H67V183H68ZM198 180H200V179H198ZM52 181L54 182V180H52ZM182 181H183V179H182ZM214 182H216V184L218 183V185L216 187L213 184ZM72 183L74 184V182H72ZM85 184H87V182ZM4 187H2L1 189L3 190ZM54 187H55V185H54ZM21 188H18V189H21ZM3 191H5V189ZM18 191H17V193H19ZM37 192H36V194H37ZM3 193H2V195H3ZM6 193L7 192L4 193L5 194L4 198L6 196ZM20 194H21V192H20ZM28 194H27V196H28ZM132 207H134V206L132 205ZM140 207H141V205H140ZM34 211H35V209H34ZM12 213L13 212H11V214ZM15 213H18V211ZM36 213H38V212L36 211ZM49 213H50V211H49ZM44 214H45V212H44ZM128 214L129 213L125 214V216L127 215V217H130ZM130 215H131V213H130ZM17 216H18L17 218L19 220L20 219L23 220L25 217L24 213L21 214V212ZM40 216H41L40 220L38 219L39 217L37 218L40 221V225H41L39 227H41L42 229L44 228V230H45V227L49 226L51 224V222L48 223V221H47V223L49 225H44V223H46V222L44 221L43 215H40ZM12 217H13V219H15L14 213H13ZM124 217H123V219H124ZM71 218H73V216ZM183 218H184L183 221L187 220L186 226H185L186 223L180 224L182 222L181 220ZM231 219L236 220V222L238 221L237 222L238 225L235 224L237 226L233 225L232 227H238V226L240 227V225L241 226L243 225V229H242V227H240V228L242 230H244V228L247 230L246 233L244 232L245 235L247 236L248 232L251 234V236L248 235V237H250V240L247 239L248 237L245 238L246 240H249V242L247 241L245 243L246 240L245 241L243 240V242L241 241L242 239H244L245 236L241 240H238L239 236L235 237V235L238 232H240L239 230H237V229H240L239 227L236 228V234H232V231H231L230 235H229V230H224L225 231L224 233L226 235L224 234L222 236V233H221V236L223 238L220 237L221 238L220 239L219 238L220 235L218 236L217 239H215V241L210 238L213 241L210 244L211 248H209L212 251V255L209 258L210 254L208 253L209 255L207 256V253H206V256L208 258H206V259L204 258L205 259V261H204L200 257V254H199V252H201L203 249L200 246H198L199 248L202 249L201 251L198 252L199 249H197L198 247H196V243H198L197 241H199V240H197L198 237L196 238V236L198 235L200 238V235H202V234L205 235L206 230L208 229L209 232H207V234H208L207 236L209 237V233L213 227H214V229H217L215 227L223 225L225 223V221L227 222V220L230 221ZM10 220H11V218H10ZM38 220H36V221H38ZM63 220H64V218H63ZM68 220H69V218H68ZM234 220L231 222L234 223L235 222ZM36 221H34V222H36ZM179 221H181V222H179ZM3 222H4V220H3ZM31 222H33V220ZM57 222H58V224H60L58 220H57ZM178 222H179V224H177ZM16 223H14V224L16 225ZM127 223H128V221H127ZM7 224H10V223H7ZM7 224L6 225L4 224L5 226H3V228H1V230H0L2 233V236L7 237L9 234H10L9 236L14 235L16 237V241H18L19 244H21V242L24 240L26 235H27L26 237H28L32 240H33V237L36 238V239H34L36 241L34 243L35 246H38L40 244H44V242H47L50 244H52L54 242V241L48 242L50 240L46 241L48 238L46 239V237L43 234L46 231H44L43 233H40L39 231H41V230H38L36 228V231L38 230V233L40 236L39 237L38 235L37 236L34 235L35 233H32V230H34L35 228L30 229V228H28L29 226L26 227V226H22V225H21L22 227H20V225H19V227L17 228L14 224L13 225H7ZM18 224H20V223H18ZM62 224H63V222H62ZM62 224L60 226L63 227ZM70 224H72V222ZM133 225H132V227H133ZM179 225H184L185 227L181 228V227H179ZM56 227H58V225ZM70 227H72V226L70 225ZM70 227H68V228L73 229ZM227 227H229V226H227ZM133 228H132V230H133ZM63 229L65 230V227H63ZM63 229H62V231H63ZM76 229H78V228H76ZM202 229H204L205 233L202 231ZM214 229H212V231ZM54 230H57V228ZM110 230L112 232L113 229L110 228ZM122 230H123L122 226L118 225V228L116 227V231L120 232L119 234H123V233H121V232H123ZM136 230L134 229V231H136ZM200 230L202 231V233L200 232ZM27 231H29V233H27ZM65 231H63V232H65ZM233 231L235 233V228ZM51 232H52V230H51ZM51 232H50V234H51ZM72 232H73V230H72ZM75 232H76V230H75ZM199 232H200V235L198 234ZM7 233H8V235H5ZM24 233H25V236H24ZM30 233H31V235H29ZM57 233H58V231H57ZM125 233H127V231ZM132 233H133V231L130 232V234H132ZM136 233H137V231H136ZM128 234H129V232H128ZM47 235H48V233H47ZM59 235H61V234H59ZM233 235H234V237H233ZM237 235H239V234H237ZM210 236H211V234H210ZM224 236H225V238H224ZM226 236L228 238H226ZM37 237H39V238H37ZM123 237H126V239H128L127 238L128 235L127 236L125 235ZM133 237H135V234ZM133 237L131 236V239H134ZM208 237H207V239H208ZM28 238H26V239H28ZM195 238H196V240H195ZM212 238L214 239V237H212ZM240 238H241V236L239 237V239ZM209 240H207L206 243H204L205 246L207 245V242ZM134 242H136V241H134ZM136 243H138V242H136ZM136 243H134V244H136ZM25 244H27V243H25V241H24V245ZM5 245H6V243H5ZM8 245H11V244H7V246ZM54 245H56V244H54ZM133 246H135V245H133ZM10 247H7V248H10ZM143 247H145V246H143ZM260 247L261 246H259V248ZM52 248H53V246H52ZM14 249L16 250V253H18L17 255H19V253L21 251H22V253L24 252L23 247H22L23 250L21 249V251L19 248H17V246ZM40 249H43V247ZM14 252L15 251H13L12 255H14ZM32 252L34 254V250L31 251V253ZM36 252L39 253L40 250L38 249V251H36ZM49 252H51L50 254L53 253L52 251H49ZM24 253H26V252H24ZM31 253H30V255H31ZM41 255H36V256H39L41 258V257H43ZM11 256H9V258H11ZM28 256H25V257H27V259H28L29 258ZM34 256H35V254H34ZM36 256H35V258H36ZM142 256H141V259L143 258ZM146 256H149V255H146ZM204 256L205 255H203L202 257H204ZM13 257H15V255ZM25 260H26V258H25ZM145 260L147 261V259H144V262L146 264ZM11 261H13V259L10 260L9 262H11ZM137 261H138V259H137ZM139 261H140V259H139ZM13 264H14V262H13ZM137 264H139V263H137Z\"/></svg>",
  "mask_w": 264,
  "mask_h": 264
}]
</instances>
